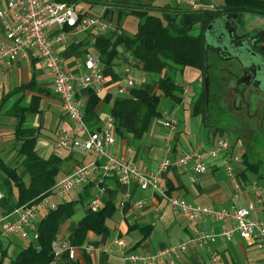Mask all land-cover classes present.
<instances>
[{
	"label": "crops",
	"instance_id": "0c3cea01",
	"mask_svg": "<svg viewBox=\"0 0 264 264\" xmlns=\"http://www.w3.org/2000/svg\"><path fill=\"white\" fill-rule=\"evenodd\" d=\"M75 8L88 15L93 11L97 16L111 20L116 27L121 26V20L125 14L147 16L151 10L141 8L140 5L152 4L157 7L179 6L181 14L179 21L181 25L188 24L193 19L194 11L177 0H65ZM201 3H213L218 7L216 0H194ZM6 4L5 0L0 1V7ZM156 11V10H155ZM239 18L251 31V35L264 36V17L254 13H243ZM238 20V19H237ZM122 27V26H121ZM57 27L50 28L51 36H54ZM123 28H121L122 30ZM94 30L79 31L72 33L66 43L56 44L55 49L62 60L65 68L72 75L77 86V97L85 106L89 100L90 88L78 86V77L85 71L84 61L87 53L100 62L101 69L106 77V83L101 91L100 102L96 107L99 120L91 125V129H99L102 121L110 115L113 100L117 96V86L123 77V68L128 53L124 47H120V55L110 65H105L99 57L95 47L96 36ZM262 35V36H261ZM5 38V32L0 24V41ZM264 45V39H263ZM210 55V54H209ZM187 69V68H186ZM184 70L178 75L180 84L184 86L182 100L180 102L170 98L178 106L193 105L195 94L202 87V72L192 69ZM134 73L137 77H145L137 87L146 88L151 91L157 89L155 80L157 75L147 73L136 66ZM170 71H164L169 75ZM187 73L191 77L188 82L180 76ZM31 83V86L23 90L22 85ZM246 90V89H245ZM95 92V91H94ZM37 100V108H31L33 101ZM160 105V104H159ZM26 108L25 121L18 126L19 118L17 111ZM184 108V107H183ZM160 109V108H159ZM172 109V110H169ZM161 110V109H160ZM161 118L168 114H175L174 107L168 110H161ZM183 121L177 118L176 128L169 130L158 120L151 130L145 133L140 139H135L133 134L120 137L115 129L116 142L112 145L113 152L128 156L132 161L140 165H146L150 170H156L159 162L164 157L171 159L184 152L204 144L206 146L217 144L221 140H227L231 148L225 155L212 159L204 173L195 174L191 168L171 166L162 174V185L169 195H176L184 198L193 205H212L218 208H233L247 205L252 198L249 185L253 182L264 187V180H245L241 171L244 164H238L236 179H230L226 163L232 153L242 154L244 145L242 138L236 136L233 141L218 137L213 129L205 130L203 137L198 138L201 133L200 120H196L202 114H196ZM160 118V119H161ZM193 118V119H192ZM159 119V120H160ZM18 129L19 135H16ZM64 131H72V122L69 115L61 106V99L55 92L52 77L40 66L35 56L22 57L10 64L0 68V157L9 165L17 169L18 174L29 183V175L22 161L24 156L19 153L22 140L19 137H35L36 150L44 158L57 154L62 158L59 179L74 172L83 164H87L96 158L93 152H83L72 148L56 150L53 147L55 139ZM166 134L169 138L170 150L167 151ZM132 150V153L129 151ZM6 174L0 170V191L4 194L2 185ZM105 191L99 192L95 185H87L78 189L75 198L77 201L75 211L72 215L61 220L57 236L61 240L70 241V236L75 232L79 222L89 213L88 204L91 199L99 197L101 208L108 202L116 205L114 214L107 218V231L96 233L90 231L86 240L81 246H76L75 257L71 258L69 251L64 249L59 259L53 264H142L126 259L127 252L153 253L172 246L187 242L190 237L200 230L214 229L220 233L222 225L233 232L232 239H227L219 234L215 241L209 242L206 246L191 244L185 251L178 255L165 257L147 264H264V248L260 247L253 239H245L240 236L234 228V222L211 221V220H190L180 210L171 206L159 192L148 189L144 190L136 181H129L121 184L117 177H109L105 181ZM129 194L130 199L121 205L122 199ZM0 198V220L9 212L1 202ZM137 202H142L139 206ZM82 205L80 208L79 205ZM44 211L42 218L46 215ZM264 215L263 201L257 212L252 217ZM18 236V237H17ZM120 237L125 240L126 246L121 247L113 242V239ZM21 238V237H20ZM19 235H4L0 221V264H11V260L24 245ZM73 245V244H72ZM75 246V245H74ZM216 258V261L213 258Z\"/></svg>",
	"mask_w": 264,
	"mask_h": 264
},
{
	"label": "built area",
	"instance_id": "2783aa9c",
	"mask_svg": "<svg viewBox=\"0 0 264 264\" xmlns=\"http://www.w3.org/2000/svg\"><path fill=\"white\" fill-rule=\"evenodd\" d=\"M2 1V0H0ZM192 9H213V3H201L194 0H177ZM6 4L0 7V24L5 32V38L0 41V68L22 57L35 56L40 66L52 77L55 92L61 99L63 110L69 115L72 122V131H64L54 141L56 150L72 148L83 152H93L95 160L83 164L74 172L67 174L53 187L52 192L37 202L15 207L0 221L4 235H19L32 241L39 238V224L44 211L56 209L60 202H67L73 198L78 189L87 185H95L99 192H104L105 181L109 177H117L121 184L136 181L144 190L152 189L160 193L173 207L180 210L190 220L207 219L211 221L230 220L234 228L245 239H253L264 248V215L253 218V213L263 201L264 187L257 182L249 185L252 198L247 205L240 207L218 208L212 205H193L184 198L169 195L162 185V174L171 166L191 168L195 174L204 173L210 160L226 154L231 148L227 140L206 146L197 145L174 159L164 157L156 170H150L146 165L132 161L128 156L112 151L116 142L115 121L108 115L99 129L93 130L87 125L84 118V103L77 97V86L72 75L65 68L58 56L55 45L64 44L68 37L75 32L94 30L99 34L117 29L111 21L100 16H88L78 11L74 5L59 0H5ZM57 27L54 36L50 34L51 27ZM85 71L78 77V86L90 88L97 95L106 83V77L101 69L100 62L91 53L86 54L84 61ZM136 60L128 55L123 68V77L117 86V93L129 95L145 77H137L134 73ZM169 130L176 128L177 119L168 114L159 120ZM167 147L170 150L169 138L166 134ZM132 153V150L129 149ZM243 162L240 153H232L226 163L230 179H236L238 164ZM3 193L0 191V198ZM53 197H57L55 200ZM130 199L126 194L121 201L123 205ZM142 206V202H137ZM88 209H101L99 197L91 199ZM221 234L232 239L233 232L226 225H222L220 233L210 230H200L187 242L172 246L153 253L127 252L126 259L136 263L147 264L165 257L178 255L191 244L206 246L216 240ZM113 242L121 247L126 246L124 239L116 237ZM66 249L71 258L75 257L76 246L58 236L53 242L54 258L50 264L59 259L61 252ZM216 261V258H213Z\"/></svg>",
	"mask_w": 264,
	"mask_h": 264
},
{
	"label": "trees",
	"instance_id": "16d2710c",
	"mask_svg": "<svg viewBox=\"0 0 264 264\" xmlns=\"http://www.w3.org/2000/svg\"><path fill=\"white\" fill-rule=\"evenodd\" d=\"M140 7L151 12L143 18L133 35L127 34L119 26L107 33H98L95 41L100 60L105 65L112 64L119 57L120 47L123 46L128 55L136 60V66L147 73L157 75L155 91L135 87L129 95L117 96L113 100L110 115L114 118L117 134L120 137L133 134L135 139H140L151 130L157 120L159 121L162 115L159 104L163 97H170L178 102L182 100L184 86L177 81L176 74L184 72L186 68L202 72V87L195 94L193 103L194 112L206 117L205 78L207 63L211 58L205 52L203 34L211 21L220 14H212L208 9H198L192 12L194 16L191 22L181 25L179 16L182 11L179 6L157 7L142 4ZM216 8L239 16L249 12L264 17V0H222ZM194 29L198 31L194 32ZM167 70L170 71L169 75H164V71ZM30 86L31 83L25 84L20 89ZM100 100L91 89L84 110L85 122L89 127L99 120L96 107ZM36 103L35 99L31 108L36 109ZM26 110L20 108L17 111L19 129L25 121ZM252 111L249 106L245 109L247 114ZM19 134L16 129V135ZM236 135L239 136L238 133ZM17 137L18 140H22L19 153L24 156L22 164L28 171L29 183L18 174L15 167L0 157V170L6 174L2 185L4 194L1 202L7 208V212L18 206L37 202L50 194L58 182L62 165V158L59 155L52 154L44 158L37 152L35 137ZM257 142H260L258 138ZM249 144V148L244 146L242 153L244 168L241 175L245 180H264V155L260 156L257 153L258 147L255 143ZM76 204L77 201L71 199L60 202L56 209L48 210L39 224V238L23 246L13 257L11 264H50L54 258L53 242L57 237L61 220L74 213ZM115 210L116 205L112 202H108L98 211L89 210L75 232L71 234V244L81 246L90 231L96 233L107 231L106 220Z\"/></svg>",
	"mask_w": 264,
	"mask_h": 264
},
{
	"label": "rangeland",
	"instance_id": "374dc122",
	"mask_svg": "<svg viewBox=\"0 0 264 264\" xmlns=\"http://www.w3.org/2000/svg\"><path fill=\"white\" fill-rule=\"evenodd\" d=\"M221 1L216 0L218 4H221ZM95 14L93 11H89L88 16H97ZM255 15L258 16V14ZM142 20L143 17L139 15L132 16V14H125L121 20L122 30L129 35H133ZM197 31V29H194V32ZM209 53H212V51L210 50ZM187 69L198 71V69L194 68ZM179 73L176 74L177 80H179ZM206 74L205 83L207 82L208 84L207 110L206 117L203 119L200 128L202 131L198 138L203 137L205 130H211L213 132L212 130L215 129L214 131L217 132L218 137L233 141L232 138L236 137L238 133L244 142L242 145L249 148V143H255L258 147L257 153L260 156L264 155V111L263 99H261L262 94L253 85L246 87L243 71L236 61H222L218 57L214 61L209 60ZM190 78L185 73L183 76H180L181 83L183 82L182 80L188 82ZM245 88L247 95H239L241 93L244 94L243 91H245ZM169 106L170 108L174 107V116L181 121H183L184 116L194 118L192 115L194 110L193 105H184L183 108L175 104L170 98L163 97L159 108L161 110H168ZM247 106L252 108V113L249 112L247 114L245 112ZM201 116L203 118V115H200L196 120L202 121ZM257 138L260 142H257ZM53 198L58 200L57 197ZM79 207H82L81 203ZM20 239L23 240L24 245L29 242V240L22 237Z\"/></svg>",
	"mask_w": 264,
	"mask_h": 264
},
{
	"label": "water",
	"instance_id": "95a60500",
	"mask_svg": "<svg viewBox=\"0 0 264 264\" xmlns=\"http://www.w3.org/2000/svg\"><path fill=\"white\" fill-rule=\"evenodd\" d=\"M208 10L212 14H220L204 31L205 52L211 50L222 61H236L243 71L246 87L253 85L262 94L264 109V49L258 46L260 37L251 35L238 14L218 8ZM205 85L208 98L207 82Z\"/></svg>",
	"mask_w": 264,
	"mask_h": 264
},
{
	"label": "flooded vegetation",
	"instance_id": "af4514ba",
	"mask_svg": "<svg viewBox=\"0 0 264 264\" xmlns=\"http://www.w3.org/2000/svg\"><path fill=\"white\" fill-rule=\"evenodd\" d=\"M262 36V35H261ZM263 39H264V36H262L261 38H260V41L258 42V46H260L262 49H264V45H263ZM207 54H210L209 56L211 57V60H215L218 56L214 53V52H212V53H207ZM209 62V61H208ZM242 82V81H241ZM242 85V84H241ZM245 87V86H244ZM246 89V88H245ZM244 92V94H239V95H247V90H245V91H243ZM263 111H264V109H263ZM263 111H262V113H263Z\"/></svg>",
	"mask_w": 264,
	"mask_h": 264
}]
</instances>
